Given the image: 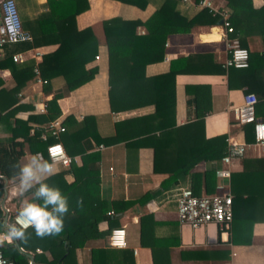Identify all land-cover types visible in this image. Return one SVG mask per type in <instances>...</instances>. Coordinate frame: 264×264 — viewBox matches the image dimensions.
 <instances>
[{"label":"trees","instance_id":"obj_1","mask_svg":"<svg viewBox=\"0 0 264 264\" xmlns=\"http://www.w3.org/2000/svg\"><path fill=\"white\" fill-rule=\"evenodd\" d=\"M30 0H14L21 28L27 31L30 41L4 43L0 46L4 56L0 59V69L8 68L16 83L12 89H0V134L7 126L9 135L0 136V175L13 179L19 175V158L23 154V142L29 150L40 152L48 159L45 148L51 143L60 142L67 155L80 156L79 162L71 163L67 171L74 180L65 185L57 179L63 171L47 177L43 182L50 187H58L62 195L68 198L69 213L65 214L64 229L57 236L38 238L35 230H25L27 243L16 240L22 248L31 245L40 253L33 255L35 264H134L129 249H115L108 243V234L117 226V218L109 215L111 207L117 203L106 202L101 198L99 188V144L108 145L122 140L125 146L126 169L129 153L136 151L139 145L152 151L151 172L165 174L161 188L173 187L179 179L187 176L189 188L193 195L218 193L214 182L218 167H206L202 172L190 170L200 161L210 163L220 160L226 147V133L211 137L204 136V116L209 112V105L204 106L199 97L202 89L195 85L197 91L186 99V105L193 107V118L183 125H175V76L202 72L222 74L227 78V87H243L245 92H252L257 101L255 115L264 108V4L255 8L251 0H221L229 10L228 20L237 36L238 44L248 51V65L245 68H224L222 63L205 61L202 55L178 56L169 62L168 71L163 74L146 77L144 67L147 64L161 61L165 54V41L169 34L186 33L194 26L220 25V16L207 9H199L192 16L176 9L179 0H154L155 8L144 20L125 19L113 16L102 20V30L107 52L108 104L111 112L126 110L145 104L153 105L150 115L123 120L114 125L113 135L100 136L95 130L94 117L84 116L77 121L67 115L61 122L64 130L52 136L48 129H33L29 134L30 121L47 124L57 119L60 114L58 100L76 87L93 78L97 66L86 65L97 54V42L90 27L78 29L76 16L87 10L88 0H45L44 9L31 8ZM120 3L144 8L147 0H116ZM156 1V2H155ZM196 2L197 0H193ZM218 5L217 0H212ZM142 28L139 33L137 29ZM253 33L262 39L263 50H250L243 41ZM56 44L57 47L42 55L37 63L33 59L22 62L12 61V55L38 46ZM37 68V74L34 72ZM43 80V88L50 90L52 80L59 78L62 83L55 89L50 99L45 102V112L31 116L26 120L15 119L14 124L7 125L10 111H5L16 101L15 94L27 80ZM139 83L148 87L153 93L151 99H140L135 95ZM185 86V93L189 87ZM136 121V122H135ZM137 121H141L140 123ZM238 131L245 143H253L252 124H238ZM150 124L149 126H147ZM133 125L137 131L124 133ZM45 134L44 139L41 137ZM241 169L231 172L228 177V191L231 194L232 219L228 232V241L233 245L250 244L252 226L264 222V147L261 156H250L246 152L239 159ZM0 180V199L2 197ZM39 185L25 193L32 195L31 200L43 204L34 193ZM83 191V192H82ZM78 201L80 203L78 204ZM129 204L139 203L128 201ZM110 205H112L110 207ZM71 209V210H70ZM80 209H85L81 211ZM51 210V206H49ZM2 213L0 209V214ZM14 214V213H13ZM12 214V215H13ZM11 215V216H12ZM107 221V228L100 230L98 223ZM11 221V219H10ZM159 223L148 213L139 217V240L142 246L150 249L152 264H170L168 253L172 241L169 235L159 234ZM3 231L0 221V232ZM6 231V230H5ZM104 238V246L88 250L87 260L78 261L77 252L83 249L86 240ZM172 243V244H171ZM2 255L13 264H29L28 259L17 251L14 244L0 246ZM182 259H225L228 249H180Z\"/></svg>","mask_w":264,"mask_h":264},{"label":"crops","instance_id":"obj_2","mask_svg":"<svg viewBox=\"0 0 264 264\" xmlns=\"http://www.w3.org/2000/svg\"><path fill=\"white\" fill-rule=\"evenodd\" d=\"M154 0H147L144 8L140 9L135 6L120 3L116 0H88L89 7L87 10L76 16V27L82 29L90 27L96 39L98 48V59H93L86 66H97V73L92 79L76 87L68 94L58 100L61 111L57 118L59 122L67 115L73 116L77 121L86 115L94 117L95 130L100 136L110 137L114 132V125L123 120H129L140 116L150 115L153 112L152 104L135 106L126 110L111 112L108 104V75H107V52L105 39L102 30V20L113 16H120L125 19L140 20L146 19L154 11ZM31 8L38 5V10L44 9L45 0H35V4L30 0ZM156 2V1H155ZM218 8L226 5L221 0H217ZM255 8L259 6L253 5ZM176 9L181 13L192 16L199 10L193 5L178 3ZM139 33L142 28L137 29ZM250 50L262 51V39L253 33H249L243 40ZM165 54L161 61L147 64L144 67L146 77L163 74L168 71L169 62L178 56L202 55L208 63H222L226 57L225 42L221 33L219 24L213 26H194L186 33L169 34L165 41ZM57 47L56 44H49L31 48L20 53L22 62L26 59H33L36 63L41 60L42 55L52 52ZM15 54V53H14ZM4 56L0 48V59ZM13 61V60H12ZM175 108L174 122L175 125H183L193 118V107L186 105V99L192 97V93L197 91L195 85L199 86L202 91L199 97L203 98V105H209V112L204 116V136L211 137L217 134L226 133L232 136L236 141L244 142L238 131V125L234 123V118L229 110L232 106H238L242 103L243 95L246 93L243 87H227V78L222 74H206L202 72H193L189 74H178L175 76ZM16 80L10 74L8 68L0 69V89H12ZM62 81L59 78L52 80L51 89L43 88V83L36 77L27 80L25 84L16 92V101L5 111H10L7 125L14 124L15 119L26 120L31 116L43 114L45 112V102L51 98L53 91L59 89ZM139 83V89L135 95H140V99H151L152 91ZM189 87V93H185V86ZM252 93V92H251ZM1 105L3 101H0ZM256 104V103H255ZM255 113V106H254ZM264 124V108L255 115ZM136 122V121H135ZM141 122V121H137ZM30 125L29 134L33 129L45 130V123L37 124L34 121L28 122ZM148 124L147 126H149ZM137 131L133 125L124 133ZM7 136V126L0 136ZM44 135V134H42ZM42 137V136H41ZM61 144L60 142H57ZM245 143V142H244ZM248 144V143H247ZM99 145L102 147L99 148ZM96 148L99 151V190L101 198L106 202H115L117 205L106 212L117 218V226L114 228H123L125 232V246L115 249H129L132 252L134 264H152L150 249L142 246L139 240V217L143 213H148L153 220L158 222V233L169 235L172 241L178 240L177 245L171 246L168 253L170 264H264V222H256L252 226L250 244L233 245L228 241V232L221 231L213 223L195 229L186 224H181L176 218V194L179 188H189V178L187 176L179 179L176 186L161 188V181L166 177L165 174L152 173V151L150 148L139 145L136 151H131L128 158V170L126 169L125 146L122 140L108 145L99 144ZM62 146V144H61ZM64 149V148H63ZM65 151V150H64ZM40 153L29 150L27 142H23V154L19 158L20 167L27 163L32 155ZM66 153V152H65ZM246 153L250 156H261L263 146L248 144ZM75 160L72 163H78L80 156L73 154ZM70 156V155H69ZM49 161V158L47 159ZM71 164V163H70ZM69 164V165H70ZM68 165V166H69ZM68 166L55 163V174L63 171L58 175V181L67 185L71 184L74 176L67 171ZM221 167L220 160L212 161L209 164L200 161L194 165L191 172H202L206 167ZM230 173L241 169L240 160H233L230 164ZM217 169V168H216ZM6 179V178H5ZM2 181V197L0 199V221L3 231L7 232L11 225L10 219L16 213H19L23 202H34L31 200L30 193L20 195L19 175L13 179ZM214 182L218 187V192L226 189L227 180L215 175ZM220 187V188H219ZM83 192V191H82ZM139 203L129 204L128 201H137ZM3 206V209H2ZM71 210V209H70ZM82 212L85 209H80ZM110 212V213H109ZM14 213V214H13ZM13 214V215H12ZM12 215V216H11ZM100 230L107 228V221L101 220L98 223ZM113 229V228H112ZM6 230V231H5ZM109 236V234H108ZM108 238V237H107ZM104 238H91L85 241L83 249L77 252L78 261H86L88 250L92 248H101L104 246ZM12 244L17 251L28 259L29 264L33 262V255L40 253L39 248L20 247L15 239ZM10 245L5 241L2 245ZM228 249V257L225 259H182L180 249ZM230 253H233L230 255ZM31 262V263H30Z\"/></svg>","mask_w":264,"mask_h":264},{"label":"built area","instance_id":"obj_3","mask_svg":"<svg viewBox=\"0 0 264 264\" xmlns=\"http://www.w3.org/2000/svg\"><path fill=\"white\" fill-rule=\"evenodd\" d=\"M185 5H193L199 9H207L212 14L220 16L221 33L225 42L226 57L222 61L224 68H245L248 65V51L238 44L237 36H233V28L228 20L229 10L226 7L218 8L212 0H179ZM253 5L260 6L264 4V0H251ZM0 46L8 42L30 41L31 36L27 31L21 28L20 20L16 10L14 0H0ZM96 54L94 59H98ZM13 61H21L20 53L12 55ZM37 74V68H34ZM40 80V79H39ZM42 83L43 80H40ZM257 99L251 92L243 95L242 103L238 106L229 108L232 117L238 124H252L253 144L264 147V124L255 117L254 106ZM50 135L57 136L64 130L61 122L57 119L48 122L45 125ZM44 135L42 138L44 139ZM226 147L223 155L220 157L221 167L217 168L215 175L227 180L230 174V164L233 160L240 159L247 150L248 144L236 141L232 136H226ZM57 147L62 148V153L57 152ZM102 146L99 145V148ZM49 163H59L68 166L75 160L74 156L65 153L63 147L59 143H51L45 148ZM228 186V184H227ZM220 188V187H219ZM110 213V212H109ZM19 213L11 218V225L15 224ZM176 218L181 224H186L190 228L195 229L213 223L219 227L221 231H228L232 219L231 210V194L228 187L214 194H203L195 196L190 188H179L176 194ZM19 227V225H16ZM1 234V232H0ZM108 243L112 247L121 248L125 246V232L123 228H113L109 232ZM233 253H230L232 255ZM0 264H13L8 258H5L0 250Z\"/></svg>","mask_w":264,"mask_h":264},{"label":"clouds","instance_id":"obj_4","mask_svg":"<svg viewBox=\"0 0 264 264\" xmlns=\"http://www.w3.org/2000/svg\"><path fill=\"white\" fill-rule=\"evenodd\" d=\"M62 148L57 147V152L62 153ZM55 174V164L43 158L41 153L31 156L27 163L20 167L19 190L20 195L39 185L34 195L43 200V204L35 202H23L15 224L8 227L4 234H0V245L5 241L12 243L13 239L27 243L25 230L34 228L38 238L57 236L64 229L63 217L69 213L68 198L62 195L58 187H50L43 181ZM80 201H78V204ZM51 206V210H49ZM16 225H19L17 227Z\"/></svg>","mask_w":264,"mask_h":264},{"label":"water","instance_id":"obj_5","mask_svg":"<svg viewBox=\"0 0 264 264\" xmlns=\"http://www.w3.org/2000/svg\"><path fill=\"white\" fill-rule=\"evenodd\" d=\"M0 30H1V27H0ZM0 179H2V180H6L4 177H2L1 175H0ZM2 209H3V206H2ZM31 263V262H30Z\"/></svg>","mask_w":264,"mask_h":264}]
</instances>
